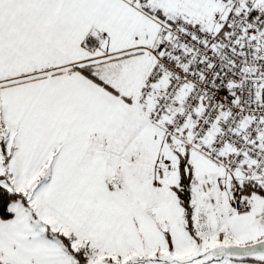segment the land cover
Here are the masks:
<instances>
[{"label":"snow or ice","instance_id":"obj_1","mask_svg":"<svg viewBox=\"0 0 264 264\" xmlns=\"http://www.w3.org/2000/svg\"><path fill=\"white\" fill-rule=\"evenodd\" d=\"M0 264H264V0H0Z\"/></svg>","mask_w":264,"mask_h":264}]
</instances>
